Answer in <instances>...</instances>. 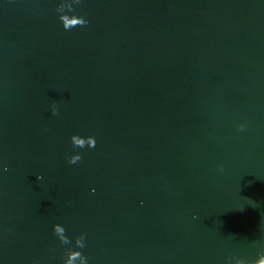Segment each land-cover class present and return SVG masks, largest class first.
Here are the masks:
<instances>
[{
	"label": "water",
	"instance_id": "1",
	"mask_svg": "<svg viewBox=\"0 0 264 264\" xmlns=\"http://www.w3.org/2000/svg\"><path fill=\"white\" fill-rule=\"evenodd\" d=\"M262 257L264 0H0V264Z\"/></svg>",
	"mask_w": 264,
	"mask_h": 264
},
{
	"label": "clouds",
	"instance_id": "2",
	"mask_svg": "<svg viewBox=\"0 0 264 264\" xmlns=\"http://www.w3.org/2000/svg\"><path fill=\"white\" fill-rule=\"evenodd\" d=\"M87 23V21L86 20H84V24H86ZM55 114V113H54ZM243 128V126H241V129ZM89 144H90V146L91 147H94L95 146V140H92V141H89ZM82 146V145H81ZM72 162H74V161H71L70 163H72ZM8 169L7 168H5V171H7ZM60 229L59 228H57L56 229V231H59ZM258 264H264V257H262L260 260H259V262H258Z\"/></svg>",
	"mask_w": 264,
	"mask_h": 264
}]
</instances>
